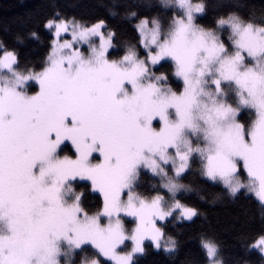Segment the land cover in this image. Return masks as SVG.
<instances>
[{
    "label": "snow or ice",
    "instance_id": "6c2138e0",
    "mask_svg": "<svg viewBox=\"0 0 264 264\" xmlns=\"http://www.w3.org/2000/svg\"><path fill=\"white\" fill-rule=\"evenodd\" d=\"M120 7L130 40L58 9L15 36L44 44L38 63L0 39V264H139L146 240L174 256L166 227L202 215L184 198L213 186L212 202H258L245 251L264 264V3L211 24L207 0H158L167 18ZM199 243L205 264H225L215 240Z\"/></svg>",
    "mask_w": 264,
    "mask_h": 264
},
{
    "label": "trees",
    "instance_id": "16d2710c",
    "mask_svg": "<svg viewBox=\"0 0 264 264\" xmlns=\"http://www.w3.org/2000/svg\"><path fill=\"white\" fill-rule=\"evenodd\" d=\"M127 3L141 4L142 7L138 10L144 14H156L158 11L161 17L167 18L169 15V10L158 7V0H0V39L9 45H15L22 58L38 63L45 53L44 44L29 38L20 44L16 42L15 36L19 34L26 37L30 28L38 27L34 21L58 9L64 15L86 21L106 18L120 33L121 39L130 40V26L122 19L123 8L120 7ZM207 3L209 8L202 22L211 24L216 16L228 11H237L247 16L252 6L258 11L264 0H207ZM111 12L116 15H111ZM41 34L46 36L42 30ZM164 70H167V66ZM189 181H192L191 177ZM156 183V178L145 171L140 180L139 191L147 193ZM78 190L84 192L85 205L95 212L102 204L99 194L91 191L88 182H81ZM218 192H221V188L213 186L200 193L205 197L204 200H200L195 193L186 196L184 199L197 206L202 215L192 222L169 223L166 227V235H172L179 241L178 252L174 256L167 255L163 249L157 250L150 242H146V251L140 257L139 264H188L189 261L205 264L199 243L201 236L215 240L225 264H244V261L261 264L258 252L245 251L246 244L255 240L261 229V209L258 202L251 195H241L233 200L226 194H221L219 199L212 202L213 196Z\"/></svg>",
    "mask_w": 264,
    "mask_h": 264
},
{
    "label": "rangeland",
    "instance_id": "374dc122",
    "mask_svg": "<svg viewBox=\"0 0 264 264\" xmlns=\"http://www.w3.org/2000/svg\"><path fill=\"white\" fill-rule=\"evenodd\" d=\"M69 145H70V143H69ZM70 146H71V145H70ZM88 183L90 184V182H88ZM97 194H98V193H97ZM249 195H251V194H249ZM251 196H252V195H251ZM252 197H253V196H252ZM253 198H254V197H253ZM132 219H133V218H131V217H127V218H126L127 221H132ZM125 227L131 230V229H133V228L135 227V224H134V223H127V222H126ZM146 242H150V241L146 240V241L144 242V244H145ZM126 243L128 244V248L130 249V247H131V241H127ZM150 243H151V242H150ZM121 247H123V246H121ZM109 263H110V264H113V262H109Z\"/></svg>",
    "mask_w": 264,
    "mask_h": 264
}]
</instances>
